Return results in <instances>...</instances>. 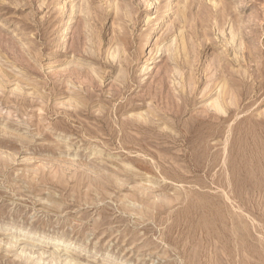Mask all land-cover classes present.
I'll return each instance as SVG.
<instances>
[{
	"label": "rangeland",
	"instance_id": "1",
	"mask_svg": "<svg viewBox=\"0 0 264 264\" xmlns=\"http://www.w3.org/2000/svg\"><path fill=\"white\" fill-rule=\"evenodd\" d=\"M263 220L264 0H0V264H264Z\"/></svg>",
	"mask_w": 264,
	"mask_h": 264
},
{
	"label": "bare ground",
	"instance_id": "2",
	"mask_svg": "<svg viewBox=\"0 0 264 264\" xmlns=\"http://www.w3.org/2000/svg\"><path fill=\"white\" fill-rule=\"evenodd\" d=\"M264 221V220H263ZM10 243V242H9ZM35 249V248H34ZM42 254V253H41ZM32 255V254H31ZM43 255V254H42ZM45 255V254H44ZM54 256V255H53ZM53 258V257H52ZM52 260V259H51ZM69 260V259H68ZM53 261H51V263H52ZM70 262H71V260H70Z\"/></svg>",
	"mask_w": 264,
	"mask_h": 264
}]
</instances>
